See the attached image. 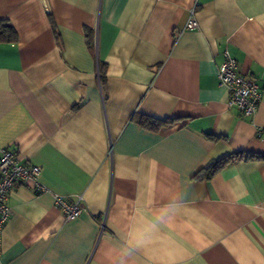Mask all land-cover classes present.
<instances>
[{"label":"crops","instance_id":"crops-1","mask_svg":"<svg viewBox=\"0 0 264 264\" xmlns=\"http://www.w3.org/2000/svg\"><path fill=\"white\" fill-rule=\"evenodd\" d=\"M0 19V149L44 187L8 192L0 264H264V0H0ZM225 51L260 86L250 118Z\"/></svg>","mask_w":264,"mask_h":264},{"label":"built area","instance_id":"built-area-1","mask_svg":"<svg viewBox=\"0 0 264 264\" xmlns=\"http://www.w3.org/2000/svg\"><path fill=\"white\" fill-rule=\"evenodd\" d=\"M185 27L197 28L193 11ZM237 68L236 60L225 51L223 62L216 73L218 85L228 91L227 106L237 108L244 117L250 118L255 114L261 100L260 86L253 79L243 78ZM40 171L41 167L38 165L22 163L14 149L10 147L0 149V252L2 230L11 216V208L6 202L7 194L15 187L27 184H31L36 192L43 190L44 187L38 179ZM55 203L66 219L77 216L83 210L81 197L69 202L56 195Z\"/></svg>","mask_w":264,"mask_h":264},{"label":"trees","instance_id":"trees-1","mask_svg":"<svg viewBox=\"0 0 264 264\" xmlns=\"http://www.w3.org/2000/svg\"><path fill=\"white\" fill-rule=\"evenodd\" d=\"M18 40V34L13 26L6 19H0V42H16ZM139 123L148 129L157 130L161 127H166L173 123L174 119H155L145 115L138 116ZM227 161V159H221L208 162L200 171L199 178L210 179Z\"/></svg>","mask_w":264,"mask_h":264}]
</instances>
